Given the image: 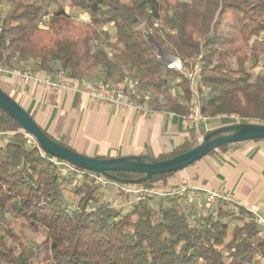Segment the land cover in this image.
I'll return each mask as SVG.
<instances>
[{
	"label": "trees",
	"instance_id": "16d2710c",
	"mask_svg": "<svg viewBox=\"0 0 264 264\" xmlns=\"http://www.w3.org/2000/svg\"><path fill=\"white\" fill-rule=\"evenodd\" d=\"M68 4L77 12L74 17L87 16L81 34L64 32L73 17L58 0H0V63L32 59L39 69L57 68L73 78L97 70L100 83L132 80L151 91L157 110L187 114L190 82L160 57L150 35L184 67L200 62L203 115L229 113L232 108L225 104L240 105L244 97L254 116L264 121V68L254 76L246 66L250 60L256 67L264 56V0ZM48 30L53 35L46 39ZM5 82L0 81V88L35 119L9 94ZM255 96L257 103H252ZM212 130L193 128L172 151L152 158L164 160L186 152L199 143V133ZM25 133L0 109V264H264V236L243 206L238 205L236 212V206L220 199L213 209L203 211L185 202V194H176L135 202L126 211L123 205L102 199L92 171L79 167L81 177L63 173L56 164L62 159L45 152L38 142L29 143ZM234 144H223L207 155L226 152ZM181 170L143 182H138L142 174L131 172H112L108 178L166 189V179ZM26 230L41 233L42 241L30 247Z\"/></svg>",
	"mask_w": 264,
	"mask_h": 264
},
{
	"label": "crops",
	"instance_id": "0c3cea01",
	"mask_svg": "<svg viewBox=\"0 0 264 264\" xmlns=\"http://www.w3.org/2000/svg\"><path fill=\"white\" fill-rule=\"evenodd\" d=\"M4 79L9 94L35 116L39 125L85 155L156 157L189 138L191 129L199 131V126L184 123L176 112L144 116L132 109L119 111L106 104H90L79 92L44 93L33 83L22 85L15 77ZM165 183L220 191L248 211L264 215V140L236 142L228 151L205 156ZM193 195H183L185 202H193L191 205L203 211L213 209L201 192Z\"/></svg>",
	"mask_w": 264,
	"mask_h": 264
},
{
	"label": "built area",
	"instance_id": "2783aa9c",
	"mask_svg": "<svg viewBox=\"0 0 264 264\" xmlns=\"http://www.w3.org/2000/svg\"><path fill=\"white\" fill-rule=\"evenodd\" d=\"M170 57L166 58L168 66L177 70L183 71L185 77L190 82L191 88V101L190 108L187 114L179 115L184 123L189 125L197 124L204 120L201 114L199 106L198 93L196 86L199 82V75L201 70L200 62H196L195 65L188 70L183 66L181 60L178 61V65L172 64ZM28 61L22 62V66L26 68ZM185 68L187 70H185ZM15 77L22 85L33 83L36 87L44 93H52L57 91H73L79 92L85 95L90 104L93 105H110L111 107L123 111L126 109L135 110L139 114L153 115L157 110L155 104H153L152 93L146 89H140L132 80H124L119 85H107L100 83L94 85L83 77H70L67 72L62 70L46 71V70H28L18 69L7 64L0 63V81H5L4 78ZM170 115L172 112L163 111ZM25 136L29 143L37 142L36 138L29 133H25ZM56 164L60 165L63 173L76 174L81 177L83 174L79 170L78 166H75L67 161H56ZM92 174L94 182L100 188L108 186L109 183H114L119 193L128 199V204L131 206L133 203L148 199L150 197L163 198L173 195L186 194L193 197V193L197 191L201 192L205 199L214 204L220 199L233 204L235 211H238L239 203L231 196L223 194L220 191L208 190L202 188L190 187L187 185H181L180 187L168 186L166 189L152 188L144 186L142 184L126 183L117 180H112L100 173ZM255 223L259 226L261 234L264 236V215L258 211H251Z\"/></svg>",
	"mask_w": 264,
	"mask_h": 264
},
{
	"label": "water",
	"instance_id": "95a60500",
	"mask_svg": "<svg viewBox=\"0 0 264 264\" xmlns=\"http://www.w3.org/2000/svg\"><path fill=\"white\" fill-rule=\"evenodd\" d=\"M147 37L163 56L165 51L152 40L150 35ZM168 56L180 60L174 55L168 54ZM0 109L13 118L27 133L32 134L39 145L50 155L106 177L112 178V172L142 174L143 176L138 182L146 181L154 175L184 169L223 144L246 140H264V124L237 123L210 131L195 147L168 159L155 160L142 155L99 158L79 153L52 139L27 111L1 88Z\"/></svg>",
	"mask_w": 264,
	"mask_h": 264
},
{
	"label": "rangeland",
	"instance_id": "374dc122",
	"mask_svg": "<svg viewBox=\"0 0 264 264\" xmlns=\"http://www.w3.org/2000/svg\"><path fill=\"white\" fill-rule=\"evenodd\" d=\"M31 1L40 2V1H43V0H31ZM68 1L69 0H58V2H61L63 4V6H65L66 11L68 13H70V15L73 17L71 19V21H72L71 25L63 27L64 29H67L64 32L72 31L73 34H81L86 29L87 16L86 15H80L79 17H74L73 15H75L77 12L74 9H72L71 6H69ZM46 21H48V19ZM62 25H63V22L61 21V23H60V25L58 27H60ZM143 28H144V26L142 24L140 26V29H143ZM44 35H45L46 39H48V37L50 35H53V31L52 30H48L46 33H44ZM168 54H170V53L165 52L163 54V56L161 55L160 57H162V59L164 61H166V58L169 57ZM198 59H199V57H198ZM21 61H28L27 62L28 66H26V68H24L22 66V62ZM10 66L17 67L18 69H27L28 68V70H31V71L39 70V68H37V66L34 65V62H33L32 59L31 60L14 59V61L11 63ZM246 66L249 68V71L255 76L256 74H258L259 69L263 70V68H264V56L260 58V60L258 61V65L256 67L252 68L253 67V62L250 61V60H248ZM186 68L188 70H191V68H192L191 64H190L189 67H186ZM186 68H185V70H187ZM52 70L55 71V70H58V69L56 68V69H52ZM83 78L87 79L88 81H90L94 85L100 84L99 80L102 79L99 71H97V70L92 71V73H90L88 76H85ZM199 80H200V75H199ZM119 84L120 83L111 84V85H119ZM199 84H200V81L198 82V84L196 86V91L198 93V98L200 96ZM206 92H208V89H205L204 93H206ZM256 97L257 96H255V100L252 103H255V102L257 103ZM258 98L261 100L260 96H258ZM241 104L242 105L244 104V105H246L248 107L243 109V107H240ZM241 104L238 105L237 102H234V103H231V104L226 103L225 104L226 108H232L231 112H229V113L218 112L217 114H214V116H212V114H210L208 116H205V115H203L201 113L202 116L204 117V120L198 122L197 124L191 125V126H195V125L199 126V131H200V130H202V128H207V129L212 128L213 130H215V129L219 128V127H217V128L215 127V125L216 124L218 125V123H221L220 127L226 126V125L237 124V123H257V124H263L264 123V121L260 117H255L254 116L255 112H254V108L252 107V104L249 106L246 103L244 97H242V103ZM236 108H241L242 110L240 111V110H238ZM249 110L251 111V113H250ZM144 116H147V115H144ZM200 123H204L205 126L204 127L202 125L200 126ZM212 126H214V127H212ZM203 137H204V134L199 133V141ZM101 191L103 192L102 199L108 201L112 205H116V206L117 205H123L125 207L126 211L131 208V206L128 203H126L127 198L125 196H123L121 193H119L118 188H117V186L114 183H109L108 186L102 187ZM211 205H213V204H211ZM229 206L231 207V205H229ZM20 223L21 222H18V224H19L18 226H21ZM18 229H19V227L16 228L17 231H19ZM25 238H26V241L28 242V244L31 247L35 243H40L42 241V239H43V235L41 233L32 234L29 230H26L25 231Z\"/></svg>",
	"mask_w": 264,
	"mask_h": 264
},
{
	"label": "bare ground",
	"instance_id": "6f19581e",
	"mask_svg": "<svg viewBox=\"0 0 264 264\" xmlns=\"http://www.w3.org/2000/svg\"><path fill=\"white\" fill-rule=\"evenodd\" d=\"M170 59H171V63L172 64H175V65H178V60L176 59V58H174V57H170Z\"/></svg>",
	"mask_w": 264,
	"mask_h": 264
}]
</instances>
